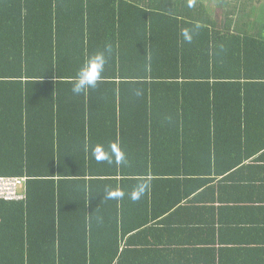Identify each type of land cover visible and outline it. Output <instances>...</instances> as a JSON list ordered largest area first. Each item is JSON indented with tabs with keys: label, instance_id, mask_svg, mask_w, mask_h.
Segmentation results:
<instances>
[{
	"label": "trees",
	"instance_id": "1",
	"mask_svg": "<svg viewBox=\"0 0 264 264\" xmlns=\"http://www.w3.org/2000/svg\"><path fill=\"white\" fill-rule=\"evenodd\" d=\"M208 4L0 0V178L25 179L0 199V264H117L188 181L230 171V141L264 142V4Z\"/></svg>",
	"mask_w": 264,
	"mask_h": 264
},
{
	"label": "crops",
	"instance_id": "2",
	"mask_svg": "<svg viewBox=\"0 0 264 264\" xmlns=\"http://www.w3.org/2000/svg\"><path fill=\"white\" fill-rule=\"evenodd\" d=\"M255 1L264 4L249 0ZM219 165L230 171L211 173L210 182L188 181L190 190L201 187L166 211L161 224L148 223L123 237L117 264H264L263 140L240 150L230 141V159ZM173 193L169 206L180 195Z\"/></svg>",
	"mask_w": 264,
	"mask_h": 264
},
{
	"label": "clouds",
	"instance_id": "3",
	"mask_svg": "<svg viewBox=\"0 0 264 264\" xmlns=\"http://www.w3.org/2000/svg\"><path fill=\"white\" fill-rule=\"evenodd\" d=\"M183 36L185 40H191V36L187 31L183 32ZM104 64L105 58L103 53L97 52L89 56L77 72V76L73 82L72 92L76 95H80L88 89L95 88L101 79ZM142 191L143 189H141V192ZM132 198L138 199L139 193L134 194Z\"/></svg>",
	"mask_w": 264,
	"mask_h": 264
},
{
	"label": "built area",
	"instance_id": "4",
	"mask_svg": "<svg viewBox=\"0 0 264 264\" xmlns=\"http://www.w3.org/2000/svg\"><path fill=\"white\" fill-rule=\"evenodd\" d=\"M25 184L23 178H0V199L6 201H20L24 195L20 194V187Z\"/></svg>",
	"mask_w": 264,
	"mask_h": 264
},
{
	"label": "rangeland",
	"instance_id": "5",
	"mask_svg": "<svg viewBox=\"0 0 264 264\" xmlns=\"http://www.w3.org/2000/svg\"><path fill=\"white\" fill-rule=\"evenodd\" d=\"M206 1L209 3L208 4L209 6H212L213 5L214 7H216V11L222 12V14H223V12L226 9L229 10V8H227V7L230 6V0H225L226 1V4H227L225 8H223V5H222V2H224V0H206ZM220 2H221V5H220ZM256 5L257 4H255L253 8H256ZM260 12H261L260 9L255 10V13H260Z\"/></svg>",
	"mask_w": 264,
	"mask_h": 264
}]
</instances>
